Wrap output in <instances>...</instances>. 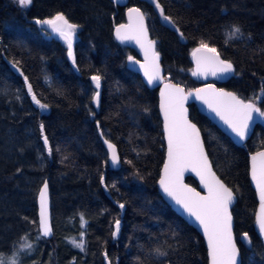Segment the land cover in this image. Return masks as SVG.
<instances>
[{"label":"trees","instance_id":"16d2710c","mask_svg":"<svg viewBox=\"0 0 264 264\" xmlns=\"http://www.w3.org/2000/svg\"><path fill=\"white\" fill-rule=\"evenodd\" d=\"M129 5L146 14L167 79L187 90L213 82L264 111V0H33L27 8L0 0V256L29 243L19 264L209 263L202 236L159 192L166 140L158 89L129 68L128 58L138 55L113 34ZM57 14L79 27L75 62L59 39L44 34L49 27L36 23ZM234 27L240 32L231 36ZM202 42L233 65L228 79L191 75ZM189 108L214 169L238 196L232 213L242 264H264L249 162L264 149V125L238 146L196 105ZM102 137L117 146L119 167ZM46 181L52 238L38 226ZM187 182L199 186L193 177Z\"/></svg>","mask_w":264,"mask_h":264},{"label":"snow or ice","instance_id":"6c2138e0","mask_svg":"<svg viewBox=\"0 0 264 264\" xmlns=\"http://www.w3.org/2000/svg\"><path fill=\"white\" fill-rule=\"evenodd\" d=\"M17 2L22 8H27L31 6L33 0H17ZM156 7H160L159 3L156 4ZM161 14H163L162 9ZM128 15L130 23L122 24L115 29L116 38L122 43L134 41L140 45L144 51L145 60L148 61L146 65H141V67L145 70L144 74L148 79V83H155L163 79L160 72L159 53L155 51V41L148 39L147 28L144 25V14L138 8L129 9ZM164 19L168 20L169 18L165 16ZM36 23L47 25L53 32L64 39L68 45L69 56H73L72 43L77 25L69 23L63 14H57L53 18L43 21L37 20ZM239 32L240 29L234 27L230 35L235 36ZM205 51L212 53V55H197ZM193 57L197 65L196 70L192 73L193 76L202 75L206 79L209 73L213 76H223L234 72L230 62L221 60L216 49L210 48L203 42L193 52ZM129 59L132 60L131 57ZM133 63H139V61H133ZM92 80L96 83V87L99 88L100 77L93 76ZM29 91L31 92L30 85ZM190 97L207 105L241 140L247 137L249 126L254 119L253 114L264 117V111L257 107L256 103L245 102L234 94L218 90L212 85L185 92L183 87L167 83L161 92V110L164 114L168 150L167 163L164 165L163 175L159 180V184L163 192L171 197L176 204L180 205L188 216L194 218L202 228L207 238L210 264H240V250L233 236L232 217L229 211L230 205L234 201L233 192L211 171V165L203 150L199 130L188 119L185 104ZM33 100L40 104L36 100L35 95H33ZM96 100H99L98 92L96 93ZM40 107L45 108L46 105L40 104ZM44 140L45 144H47L46 136ZM108 148L112 154L113 164H118L119 157L115 146L108 143ZM251 159L252 179L256 182L260 198L257 223L260 233L264 235V152L257 153ZM185 171H193L200 176L203 186L207 189V195H201L194 188H190L183 183ZM47 193L48 186L45 183L39 194V230L44 236L51 234ZM120 207L123 208L124 205L121 204ZM119 227V221H117V233L119 232ZM243 239L248 244H251V239L247 233L243 235ZM24 240L26 241L27 237ZM72 243L83 250L82 243H77L75 240ZM29 248H31V244L25 243L22 250ZM157 251L158 254L165 255V253ZM0 264H19V262L15 257L6 260V258L0 256Z\"/></svg>","mask_w":264,"mask_h":264},{"label":"water","instance_id":"95a60500","mask_svg":"<svg viewBox=\"0 0 264 264\" xmlns=\"http://www.w3.org/2000/svg\"><path fill=\"white\" fill-rule=\"evenodd\" d=\"M120 5H123V6H127L129 4V0H116ZM132 8H138L143 14H144V25L145 27L147 28V34H148V39L151 40V41H155V51L157 53H159L157 51V41L154 40L152 37H151V34H150V31H149V27H148V21H147V16L146 14L144 13V11L136 6V5H129L127 10H126V17H127V20L126 22H123V23H120L118 25H116L114 27V31H113V34H114V37L116 38V35H115V29L122 25V24H129L130 23V20H129V15H128V12H129V9H132ZM134 23V22H133ZM116 40L121 43L122 45L126 46V47H129L131 49H133L138 56H135V55H131L130 57L132 58V60H130L128 58V66L129 68H131L132 70L136 71L137 73H139L144 81V83L149 87V88H153V89H158V94H159V109H160V115H161V118H162V121H163V131H164V136H165V140H166V158H165V161H164V164H163V167H162V170H161V175H160V178L159 180L161 179L162 175H163V168H164V165L167 163V150H168V141H167V133L165 132V127H164V114H163V111L161 110V92L164 90V85L167 84V83H172V84H176V85H179L181 87H183L185 89V92H188V91H192V90H195V89H190V90H187L184 86H182L181 84L179 83H176L174 81H171L169 79H167L166 77V74H165V68L162 64V57H161V54L159 53V65H160V72H161V76L163 77V79L161 80H158L156 81L155 83H152V84H149L148 83V79L147 77L145 76L144 74V68L141 67V65H146L148 63V61L145 60V55H144V51L141 49L140 45L136 44L134 41H126V42H121L120 40H118L116 38ZM199 48V47H198ZM197 49V48H196ZM195 49V50H196ZM194 50V51H195ZM193 51V52H194ZM218 53V52H217ZM219 54V53H218ZM197 55H208V56H211L212 53H208V52H203V53H198ZM192 58H193V61H194V64H195V70H196V60L194 59L193 57V53H192ZM219 58L221 60H224L220 54H219ZM133 61H139V63H133ZM226 61V60H224ZM228 62V61H227ZM233 66V65H232ZM234 69V67H233ZM233 74L232 73H229L227 75H217V76H213L211 75L210 73L207 75V78L205 79L204 76H196L198 79H202V80H209V79H217V80H220V81H223V80H226L228 79L231 75ZM208 85H212L214 86L216 89L218 90H222L224 92H229V93H232L234 94L235 96H237L238 98L244 100L242 97H240L237 93H235L234 91H231L227 88H223V87H219L217 86L216 84H213V83H209V84H206V85H203L199 88H205L207 87ZM197 89V88H196ZM245 102H253V101H246L244 100ZM189 104H194L196 105L198 111L205 115L207 118H209L224 134H226L236 145L238 146H243L245 145L250 139L251 137L253 136L254 132H255V129L258 125H264V117H260L259 115L257 114H253L254 116V119L253 121L251 122L250 126H249V129H248V134H247V137L243 140L240 139V137H238L232 130L231 128L228 127L227 124L224 123L223 120L220 119L219 116L216 115L215 112L211 111L207 105L203 104L200 100H197L195 98H192L190 97L186 104H185V107L187 108V114H188V119L191 121V123L195 124L197 129L199 130V133H200V139L202 141V144H203V150H204V153L205 155L207 156V159H208V162L210 163L211 165V171L215 174V176L228 188H230L233 192V196H234V201L232 202V204L230 205V208H229V211L231 213V217H232V232H233V236H234V239L236 241V244H237V247L239 248V245L237 243V239H236V235H235V219H234V216H233V213H232V209L233 207L235 206L237 200H238V196L237 194L234 192V190L218 175V173L216 172V170L214 169V166H213V163L211 161V158L209 156V153H208V150L206 148V144H205V141H204V137H203V133L200 129V127L197 125V123H195L191 117H190V108H189ZM257 107H259L257 105ZM260 108V107H259ZM261 109V108H260ZM101 132V131H100ZM103 138V141H104V144L108 150V155H109V161L112 165L116 166V167H119L121 165V157H120V154H119V151H118V148L117 146L107 140L105 137H102ZM107 141V143H106ZM108 143L112 144L115 146V150H116V153H117V156L119 157V163L118 164H113L112 162V159H111V151L109 150L108 148ZM260 152H264V149H261L259 151H256V152H253V153H250V156H249V162H250V180H251V185L253 187V189L256 191V194H257V197H258V200H259V204H258V207H257V210H256V219H255V227H256V231L260 237V239L262 240V243L264 245V235H262L260 233V230H259V225L257 223V216L259 214V210H260V198H259V191L257 189V186H256V182L252 179V157L257 155V153H260ZM188 177H193L199 184L198 187L190 184L187 182V178ZM48 186V193H47V201H48V216H49V223H50V226H51V234L48 235V236H44L42 235L41 231H40V234L44 237H48V238H52L54 236V227H53V223H52V207H51V196H50V190H49V185H48V182L46 181L45 182ZM45 183L43 184V186L41 187L40 189V192L41 190L43 189ZM183 183L185 185H187L188 187L190 188H194L197 192H199L201 195H207V189L203 186V183L201 182V178L200 176H198L195 172L193 171H185L184 172V175H183ZM158 188H159V192H160V195L162 196V198L164 199V201L169 204L183 219H185L191 226H193L197 232L202 236V238L204 239V242L206 244V247H207V250H208V244H207V238L205 237L204 233H203V230L202 228L200 227V225L198 224V222H196L194 220V218L192 217H189L188 214L184 211V209L175 203V201L167 196V194H165L159 184V181H158ZM39 192V194H40ZM40 221V200H39V196H38V223ZM39 226V225H38ZM240 250V248H239ZM208 259H209V263L210 264V258H209V254H208ZM239 262L240 264H242V254H241V251H240V256H239Z\"/></svg>","mask_w":264,"mask_h":264},{"label":"rangeland","instance_id":"374dc122","mask_svg":"<svg viewBox=\"0 0 264 264\" xmlns=\"http://www.w3.org/2000/svg\"><path fill=\"white\" fill-rule=\"evenodd\" d=\"M69 23H71V22H69ZM72 24H73V23H72ZM78 32H79V27H77V29L75 30V35H74V37H73V43H72V53H73V56H69V54H68V57H69V59H70L71 61H73V57H74V61H75L74 45H75V43L77 42V40H78V38H79ZM44 34H45L48 38H56V39H59V40H60V41H61V42L67 47V49H68V45H67L66 41H65L64 39H62L59 35H57L55 32H53L51 28H47V29H45V30H44ZM68 52H69V49H68ZM74 61H73V62H74ZM194 70H195V68H193V69L190 70L191 75H192V73H193ZM195 77H196V76H195ZM210 83H213V82H210ZM207 84H209V83H207ZM213 84H214V83H213ZM205 85H206V84H205ZM97 92L99 93L100 91L98 90ZM94 103H95L96 105H98V103H99V100H98V101L96 100V94H95V97H94ZM41 109L44 110V111H46V112L49 111V109H48L47 106H46L45 108H41ZM44 142H45V140H44ZM47 146H48V142H47ZM22 247H23V245L20 246V247H19V248L13 253V255H11V256H2V257L6 258V260H10V259H12L13 257H15V258L18 259V262H19L20 259H21V257H20L21 254L27 251V250H22Z\"/></svg>","mask_w":264,"mask_h":264}]
</instances>
